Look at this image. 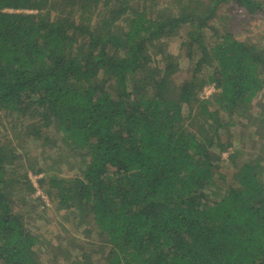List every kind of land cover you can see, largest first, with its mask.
Returning a JSON list of instances; mask_svg holds the SVG:
<instances>
[{"label": "trees", "instance_id": "obj_1", "mask_svg": "<svg viewBox=\"0 0 264 264\" xmlns=\"http://www.w3.org/2000/svg\"><path fill=\"white\" fill-rule=\"evenodd\" d=\"M228 4L264 21L261 0H0V112L28 137L55 128L60 160L77 161L72 177L32 169L63 213L45 245L24 220L23 157L0 143V264H264V33L221 29ZM180 31L183 78L164 41ZM233 117L262 141L225 181Z\"/></svg>", "mask_w": 264, "mask_h": 264}, {"label": "rangeland", "instance_id": "obj_2", "mask_svg": "<svg viewBox=\"0 0 264 264\" xmlns=\"http://www.w3.org/2000/svg\"><path fill=\"white\" fill-rule=\"evenodd\" d=\"M223 11H226L229 17L223 18L222 20L219 19V27H221V29L224 28L225 30H229L232 32V35L247 43H257L261 33H264V21L257 17L251 21L244 22V11L238 8L236 9V6H231L229 4L226 7H222V12ZM184 35L185 31H180L178 34L164 40L168 41L170 44L168 48L169 52L174 55L179 54L181 69L178 73L179 75L177 76H180V78L189 77L191 74L189 71L192 67L191 64H188L186 61L184 50H182L180 47ZM184 39H186V37ZM149 51H153L152 46L149 48ZM160 59V54L154 51L153 61L158 62V65H160ZM198 98H200V93ZM263 101L264 97H262V95H259L256 99H254L255 105ZM256 112L257 109L255 107L252 109L251 113ZM186 120L188 123L191 121L189 118ZM227 120L228 119L226 118L224 121ZM232 120L233 126L229 128L227 132L221 131L220 133V140L222 144L226 145L227 143H232V147H227L226 151L221 152V160L223 163L220 162L218 164V176L224 177L223 180L225 181H230L232 176H234V173L236 172V163L241 165L243 162L249 161L251 159L250 157H252V155L257 150L255 143L262 141L257 136H254L256 141L252 139L251 131L248 129V123L245 127L246 122H243V125L239 127L237 124L240 122L236 123V118L234 117ZM27 123L29 124L28 121L23 119L21 121H15L11 116L1 111L0 143H6L10 147L14 148L15 151L23 157L21 158V161H19L21 165H23L22 170H24L28 177H30L36 189L35 193L32 195V198L35 199L34 205L32 202L28 203V205H31V208L35 206V209L29 210L28 215H24V220L26 221V227L31 230L32 233L43 237L45 240L43 243L47 245V243L54 240L55 236L61 232V217L63 213L56 210L54 205L55 203L46 195L45 189H48L46 182L44 187L40 188L38 185V179L42 178L43 174L35 175L32 172V169L41 168L44 171L51 170V173L57 175L58 177H72L73 175L75 176L77 174V170L75 168L73 170V167H75L77 161L71 158L68 162L63 163L62 160H60L65 158H60L59 156L63 145L59 137H57L58 130L53 128V130L48 131V129H45L44 134L48 133V141H45L42 138L36 139L34 135L33 137H30L32 136L31 134L29 137L26 135L24 126ZM215 151L217 152L218 150L215 149ZM233 153L235 154V159L232 162L230 161L229 157ZM220 188L221 186H219L217 191H214V188H211V192H208L207 195L208 199H218L221 195ZM41 195L45 196L46 201L44 198H41ZM64 227L67 228L71 234L74 233V229L70 225L64 224ZM58 259H61V257L58 256ZM41 260H43V263L46 262V264H48V260H51V254H42Z\"/></svg>", "mask_w": 264, "mask_h": 264}, {"label": "built area", "instance_id": "obj_3", "mask_svg": "<svg viewBox=\"0 0 264 264\" xmlns=\"http://www.w3.org/2000/svg\"><path fill=\"white\" fill-rule=\"evenodd\" d=\"M217 92V89L215 87V85L213 84H209V85H206L205 87H203L202 91L200 92V98L202 100H206L208 98H210L214 93ZM41 198L46 201V198L44 195H41Z\"/></svg>", "mask_w": 264, "mask_h": 264}]
</instances>
